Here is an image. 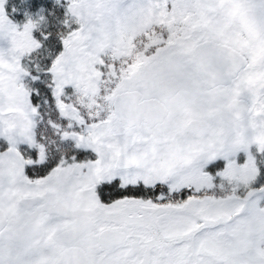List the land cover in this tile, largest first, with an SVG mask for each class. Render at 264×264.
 Here are the masks:
<instances>
[{
  "label": "snow or ice",
  "instance_id": "6c2138e0",
  "mask_svg": "<svg viewBox=\"0 0 264 264\" xmlns=\"http://www.w3.org/2000/svg\"><path fill=\"white\" fill-rule=\"evenodd\" d=\"M0 264H264V0H0Z\"/></svg>",
  "mask_w": 264,
  "mask_h": 264
}]
</instances>
